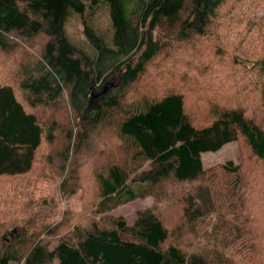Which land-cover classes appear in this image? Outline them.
<instances>
[{"label": "trees", "instance_id": "obj_1", "mask_svg": "<svg viewBox=\"0 0 264 264\" xmlns=\"http://www.w3.org/2000/svg\"><path fill=\"white\" fill-rule=\"evenodd\" d=\"M248 1L252 0H0L4 53L16 52L19 41L40 34L47 38L39 55L19 63L23 99L13 83L0 77V184H4L0 199L7 200L11 191H21L18 188H35L45 158L54 160L43 153L41 162L39 154L58 139L59 125L45 122L36 112L39 108H58L63 99L75 116L74 127L64 133L62 150L55 152L65 192L85 144L99 134L104 122L115 126L108 143L113 151L116 148L114 156L111 152L104 159H99L106 152L98 151V145L93 147L97 152L88 153L85 164L97 160L91 170L92 187L75 178L76 187L90 190L89 196L94 193L95 198L87 199L95 216L85 222L90 213L84 210L78 215L81 220L71 221L51 247L38 240L26 249L25 236L13 237L0 251V264H244L251 259L255 237L246 230L252 209L241 165L229 160L206 169L202 160V152L217 151L242 138L264 162V39L254 53L248 36L251 32L264 38V14L255 21L248 18L253 7ZM258 1L264 5V0ZM103 7L110 12L108 32L95 23ZM73 12L81 19L85 44L67 34L66 22ZM242 24L247 29L238 30ZM238 37L239 43L244 40L242 50L231 53L228 47ZM224 39L226 60L218 50ZM204 41L214 48L212 59L218 69L214 75L225 68L226 75L222 85H203L206 97L200 100L201 111H196L201 114L189 112L178 88L164 89L162 84L151 95L122 105L125 90L150 76L149 67L162 55L185 52L188 42L200 51L206 47ZM114 76L122 92H103ZM139 161L135 170L127 166ZM66 163L74 166L65 169ZM165 182L193 184L183 197V217L192 229L203 219L211 223L206 238L224 247L226 254L222 249L186 252L167 243L169 231L153 209L139 211L133 225L111 214L135 198L157 195L156 189ZM8 199L12 203L8 210L19 212L14 197ZM236 252L244 262H232Z\"/></svg>", "mask_w": 264, "mask_h": 264}, {"label": "rangeland", "instance_id": "obj_2", "mask_svg": "<svg viewBox=\"0 0 264 264\" xmlns=\"http://www.w3.org/2000/svg\"><path fill=\"white\" fill-rule=\"evenodd\" d=\"M248 2H251L253 5L252 11L247 13L248 18H253L255 21V17H261L264 14V5L260 6L258 0ZM95 23L98 28L101 30L104 29V32H108L107 28L110 23V12L108 8L103 7L96 13ZM241 28L247 29L246 24H242V27L238 30H241ZM66 31L71 40L81 44L86 43L81 19L75 12L70 15L66 22ZM222 32L226 34L224 29H222ZM244 33L245 32H242L241 34ZM248 36L252 39L250 42L253 41L250 49L254 53L259 52L261 50L259 48L261 44L258 46V41L264 39L261 38L263 36L260 34L258 39L255 33L251 32L248 33ZM46 39L47 38L43 34H40L31 41H19V49L11 54H6L0 49V77L6 78L10 83H13L21 99H23V93L20 90L17 78L18 74L16 72L18 71L19 63L29 60V58L33 59L39 55ZM237 39L242 38H235V43L232 44L233 46L228 47L231 53H238L239 50H242V47L239 45L244 40H241L242 42L239 43ZM190 43L191 42L184 43L183 48L185 52L175 50L168 56L162 55L157 59L154 65L149 67L150 74L153 72L150 76H146L140 82L134 83L129 89L125 90L127 97L123 100L122 105L127 106L132 100L139 99L145 94L151 95V93L156 91V89L160 87L159 85L162 84L164 89L172 87L175 89L178 88L185 95L189 112L191 111L194 115L201 114V112L196 113V111L197 108L201 111L199 104L202 106L203 103H201L200 100L206 97L203 91L207 88H204L203 85L216 83L222 85V83L225 82L226 68L223 69L219 76H215L214 72H218V69L217 67L214 68L212 59L214 55L213 46H211L209 42L204 41L202 45L206 44V47H201L202 49L198 51L195 47L191 48ZM192 44L195 43L192 42ZM226 44L227 42L224 39L218 47L219 55L221 54L225 60ZM204 54H206L205 57H203ZM207 56H209V58H207ZM208 74L211 75L208 76L209 79L205 78ZM159 76L161 77L160 81ZM121 89L122 84L117 76L108 79L104 88L107 94L122 92ZM164 89H162V92ZM93 102L97 105L98 98H95ZM36 112L45 122L48 123L54 120L59 125L57 129L58 139L53 144L48 145L46 149L39 154V160L41 162H43V158L41 157L43 153H45L46 156H52L54 160L50 163L48 158H45L46 164L43 169L38 172L39 177L35 188H18L17 190L21 191L18 193L16 191H11L5 196L7 200L0 199V251L6 247L7 244L11 243L13 237L18 235L26 237V243L22 246L26 249L38 240L51 247L57 242L59 236L65 234L71 221L81 220H77L79 218L78 215L82 214L84 210L85 214L90 213L86 216L88 220L84 218L85 222L95 216V212L90 211L91 204L88 203L89 200L87 199L89 197L95 198L94 193L89 196L90 190L84 187H76L75 178H82L80 185L85 181L88 183V186H93L94 182L92 180L93 176L91 170L93 168L92 165H94L97 160H90L89 164L84 163L88 158V153L90 152L92 154V151H94L93 147H97L98 145V151L105 150L106 153H103L99 159L110 156L111 152L113 156L114 152L116 153V148L114 149L115 151H113V146L110 148L108 143L113 140L112 135L115 131V126H110L104 122V124L100 126L99 134H95L94 137L90 138V143L88 142L85 144L80 154H83V156L78 163H75L76 167L73 169L74 178L69 182L70 186L65 192L60 188L63 174H61V168H59L61 161L57 158L55 152L62 150L61 144L64 140V133L71 127H74L76 122L75 116L70 110L67 100L63 99L58 108H39ZM202 160L204 168L206 169L216 168L217 165L229 160L241 165V178L250 195V207L252 209L250 225H248V228H243H247L246 230H249L255 237V241L251 242L254 246L255 253L251 256L249 261L245 260L246 262H244V259H242L237 252L238 256L234 254L230 259L232 262L234 261L237 263H241L240 261H242L244 264H264V162L253 155L251 149L242 138L226 143L217 151L202 152ZM141 163L142 161L134 163L128 162L127 166L135 170ZM144 164L145 168H147V163L144 162ZM72 166H74V164L70 166L66 163L65 169ZM67 172V170H64L65 174H67ZM1 186L3 187L4 184H0V187ZM192 186L193 184L191 183L179 184L165 182V184L159 185L156 189L157 195L135 198L113 209L111 214L113 216H123L129 225H133L139 211L148 208L153 209L162 219L165 227L169 231L167 243L178 244L186 252L194 250L210 252L215 249H222L226 254V249H223L224 247L215 241H211V239H207L208 236L206 234L211 228V223L203 219L196 222L192 229L185 221L183 217V197ZM75 189V193L71 195L68 194V192ZM86 191H88V193L83 196V193H86ZM15 193H17V195ZM9 197H14L16 205L20 207L19 212L15 213L14 211L8 210L12 207V203H10L8 199ZM48 228H50V230L54 228V232L49 231ZM10 264L21 263L13 261Z\"/></svg>", "mask_w": 264, "mask_h": 264}, {"label": "water", "instance_id": "obj_3", "mask_svg": "<svg viewBox=\"0 0 264 264\" xmlns=\"http://www.w3.org/2000/svg\"><path fill=\"white\" fill-rule=\"evenodd\" d=\"M103 92H105V90H103Z\"/></svg>", "mask_w": 264, "mask_h": 264}]
</instances>
